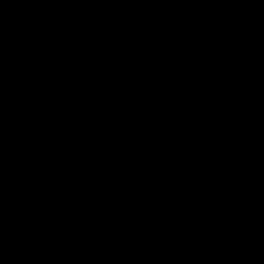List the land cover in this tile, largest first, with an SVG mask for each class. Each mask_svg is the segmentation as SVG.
<instances>
[{
	"label": "water",
	"instance_id": "1",
	"mask_svg": "<svg viewBox=\"0 0 264 264\" xmlns=\"http://www.w3.org/2000/svg\"><path fill=\"white\" fill-rule=\"evenodd\" d=\"M0 264H264V0H0Z\"/></svg>",
	"mask_w": 264,
	"mask_h": 264
}]
</instances>
